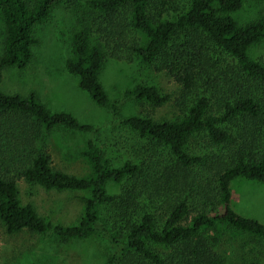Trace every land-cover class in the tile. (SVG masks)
<instances>
[{
    "label": "trees",
    "instance_id": "obj_1",
    "mask_svg": "<svg viewBox=\"0 0 264 264\" xmlns=\"http://www.w3.org/2000/svg\"><path fill=\"white\" fill-rule=\"evenodd\" d=\"M154 1L159 0H85L84 7L75 0H0V24L5 32L0 84L5 71L26 70L38 44L35 29L50 19L54 9L69 2L79 29L70 38L66 72L97 107L152 148L166 150L169 157L143 165L126 161L115 167L91 137L96 133L93 126L80 123L68 112L49 111L34 93L23 97L0 91V227L6 234L26 230L62 242L98 236L112 250L105 264H225L204 235L217 225L264 239V224L239 215L231 206L234 180L264 184V141L256 151L233 152L218 170L210 168L209 157L187 152L194 136L204 135L216 146H228L233 141L230 127L243 123V146L255 143V128L264 133L258 126L264 99L255 94L256 85L264 88V63L249 56L250 48L264 41V18L241 25L233 17L245 3L264 0H178L179 7H171L176 16L165 21L153 18ZM92 19L106 23L107 28L88 27ZM122 24L140 32L144 43L128 42ZM94 28L106 39L114 37L117 45L128 47L140 60L138 83L124 89L120 99L110 100L100 83L104 54L91 41ZM211 50L228 65L219 70L218 77L212 70L217 67ZM147 68L165 72L193 97L178 120L121 115V100L152 109L168 102L148 83ZM55 129L89 136L83 152L91 168L88 178L51 167L45 140ZM210 171L214 184L203 185ZM19 181L44 191L87 192L78 225H52L32 204L22 205ZM109 184L125 188L110 194ZM161 206L164 217L159 219L152 211Z\"/></svg>",
    "mask_w": 264,
    "mask_h": 264
},
{
    "label": "rangeland",
    "instance_id": "obj_2",
    "mask_svg": "<svg viewBox=\"0 0 264 264\" xmlns=\"http://www.w3.org/2000/svg\"><path fill=\"white\" fill-rule=\"evenodd\" d=\"M27 1L31 3L33 0ZM75 2L85 7V0ZM152 5V16L155 20H173L176 15L171 7H179V1L159 0L154 1ZM233 17L241 25L256 22L264 18V2H247ZM93 22L94 19L90 20L88 27L100 25V31L107 28L104 22L101 23L103 25ZM124 27L128 42L136 40L140 44L144 43L145 38L140 32ZM77 29L79 24L71 3L64 2L54 9L50 19L35 29L38 44L33 48V57L26 70L5 71L0 91L7 95L19 94L23 97L34 93L49 111L68 112L80 123L93 126L96 133L91 137L115 167L126 161L143 165L151 161L169 160L166 150L152 148L149 142L128 131L117 119L97 107L89 96L79 89L77 79L66 72L64 62L70 57V38ZM97 29L92 31L91 41L99 45L104 54L99 80L108 98L117 100L121 98L124 89L134 87L138 83L141 63L128 47L117 45L112 36L106 39L105 36L97 34ZM4 33L1 23L0 57ZM210 55L217 67L212 70L218 77L219 70L228 65L225 58L214 50H211ZM249 56L254 61L264 63V41L252 46ZM144 73L148 83L155 86L162 96H167L168 102L160 108L152 109L145 104L135 105L121 100V115L150 117L154 121H176L181 118L193 97L186 95L182 87L165 72L147 68ZM256 88L257 97L264 99V88L260 85H256ZM209 98L211 99L210 95ZM262 113L258 126L264 130V111ZM255 126L258 128L257 123ZM230 129L233 141L228 146H216L204 135L194 136L188 143L187 152L209 157L210 168L218 170L228 163L233 152L239 149L256 151L264 141V133L255 128V143L243 146L246 136L244 123ZM88 138L87 135L64 129L50 132L45 140V149L50 155L51 167L78 178H88L91 168L83 156ZM212 172L206 175L203 185L214 184ZM124 188L125 185L109 184L107 191L110 194H118ZM18 189L21 204H32L40 217L52 225H78L83 216L85 198L88 197V193L82 191H44L23 181L18 182ZM231 192V206L236 213L264 224V184L237 179L231 184ZM161 207L152 211L159 219L164 217L165 207ZM204 235L214 244L215 251L225 264H264V239L254 238L224 225H217ZM153 248L169 254L165 249L155 246ZM111 251L107 240L98 236L62 242L26 230L8 235L4 228L0 227V264H105Z\"/></svg>",
    "mask_w": 264,
    "mask_h": 264
}]
</instances>
